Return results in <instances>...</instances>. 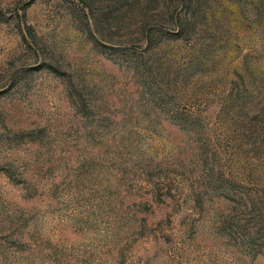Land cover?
Instances as JSON below:
<instances>
[{
    "label": "rangeland",
    "instance_id": "obj_1",
    "mask_svg": "<svg viewBox=\"0 0 264 264\" xmlns=\"http://www.w3.org/2000/svg\"><path fill=\"white\" fill-rule=\"evenodd\" d=\"M0 264H264V0H0Z\"/></svg>",
    "mask_w": 264,
    "mask_h": 264
},
{
    "label": "trees",
    "instance_id": "obj_2",
    "mask_svg": "<svg viewBox=\"0 0 264 264\" xmlns=\"http://www.w3.org/2000/svg\"><path fill=\"white\" fill-rule=\"evenodd\" d=\"M185 3H188V6L191 7L192 5H198L201 0H184Z\"/></svg>",
    "mask_w": 264,
    "mask_h": 264
}]
</instances>
